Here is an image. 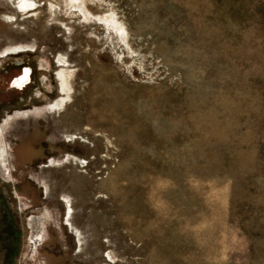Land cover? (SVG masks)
<instances>
[{
    "label": "rangeland",
    "instance_id": "374dc122",
    "mask_svg": "<svg viewBox=\"0 0 264 264\" xmlns=\"http://www.w3.org/2000/svg\"><path fill=\"white\" fill-rule=\"evenodd\" d=\"M34 4L0 0V264H264V0Z\"/></svg>",
    "mask_w": 264,
    "mask_h": 264
},
{
    "label": "flooded vegetation",
    "instance_id": "af4514ba",
    "mask_svg": "<svg viewBox=\"0 0 264 264\" xmlns=\"http://www.w3.org/2000/svg\"><path fill=\"white\" fill-rule=\"evenodd\" d=\"M26 47H22L20 50H26ZM31 70L28 67H25L20 74L14 77L12 80L13 87L22 88L24 89L27 87L31 81ZM48 166H51L49 164Z\"/></svg>",
    "mask_w": 264,
    "mask_h": 264
},
{
    "label": "bare ground",
    "instance_id": "6f19581e",
    "mask_svg": "<svg viewBox=\"0 0 264 264\" xmlns=\"http://www.w3.org/2000/svg\"><path fill=\"white\" fill-rule=\"evenodd\" d=\"M26 4H27V7H29L30 2H28V3H26ZM24 5H25V3H24ZM36 234H37V233L34 234V239H35L36 241H39L40 239L37 238L38 235H36Z\"/></svg>",
    "mask_w": 264,
    "mask_h": 264
}]
</instances>
